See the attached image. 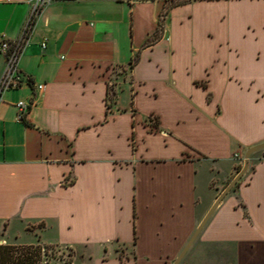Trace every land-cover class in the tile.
Returning <instances> with one entry per match:
<instances>
[{
	"label": "crops",
	"instance_id": "obj_1",
	"mask_svg": "<svg viewBox=\"0 0 264 264\" xmlns=\"http://www.w3.org/2000/svg\"><path fill=\"white\" fill-rule=\"evenodd\" d=\"M175 1L50 0L33 14L0 0V41L30 22L23 81L0 95V241L70 264H172L264 143V0ZM254 163L180 264H264V153Z\"/></svg>",
	"mask_w": 264,
	"mask_h": 264
},
{
	"label": "built area",
	"instance_id": "obj_2",
	"mask_svg": "<svg viewBox=\"0 0 264 264\" xmlns=\"http://www.w3.org/2000/svg\"><path fill=\"white\" fill-rule=\"evenodd\" d=\"M34 2L33 14L37 12L38 7L48 3L50 0H31ZM33 17V16H32ZM32 19V18H31ZM30 30V22L24 29L21 37L13 41H0V55L4 57V70L0 77V95L3 92L16 90L22 83V78L17 70V62L19 54L26 42ZM42 47H45L42 45ZM38 90L42 89V86L37 87ZM18 109V118L23 119L28 104L25 102H18L16 104ZM7 248L10 253V262L8 264H47L49 261L56 260L61 264H70V258L66 253L60 250L56 254H52L49 247L43 244L35 245H7L4 241H0V248ZM60 258H59V256Z\"/></svg>",
	"mask_w": 264,
	"mask_h": 264
},
{
	"label": "water",
	"instance_id": "obj_3",
	"mask_svg": "<svg viewBox=\"0 0 264 264\" xmlns=\"http://www.w3.org/2000/svg\"><path fill=\"white\" fill-rule=\"evenodd\" d=\"M261 150H264V143H261L259 145L253 146L251 148H248L245 150L242 158V166L241 169L236 173V175L231 179V181L227 184V186L219 193V195L215 198L214 202L209 207L208 211L205 213L199 224L197 225L196 229L194 230L193 234L191 235L188 242L185 244L183 249L180 251V253L177 255L175 260L172 264H180L181 260L187 253L188 249L194 242V240L197 238L201 230L204 228L208 220L211 218L217 207L220 205V203L224 200V198L234 189L236 184L241 180V178L245 175V173L248 170L249 163H250V157L254 153H257Z\"/></svg>",
	"mask_w": 264,
	"mask_h": 264
},
{
	"label": "trees",
	"instance_id": "obj_4",
	"mask_svg": "<svg viewBox=\"0 0 264 264\" xmlns=\"http://www.w3.org/2000/svg\"><path fill=\"white\" fill-rule=\"evenodd\" d=\"M182 2H183V0H177V1L173 2V3H171V6L179 5V4H181ZM152 41H153V40H152ZM152 41H149V43H151ZM134 62H135V60H133L132 62H130V63H129V66L132 67L133 64H134ZM107 100L109 101L110 104H112V103L114 102V93L112 92L111 89H109V91H108V94H107ZM262 153H264V150L259 151V152H257V153H254L253 155H251L249 166H250V164L252 165V163L255 164V163H254V159H255V157H257V155L262 154ZM240 169H241V165L237 168L236 173H237ZM252 170H253V166H250V172H251ZM243 178H244V177H242L241 180L236 184V186L234 187V189H236V188L239 186V184H240V182L243 180ZM229 182H230V181H227V182L225 183L223 189L227 186V184H228ZM234 189H232V191H233ZM238 205H239V207L241 208V210L243 211V215H244V217H245V218H248V213H247V210H246L245 206L243 205V203L239 202ZM0 249H1V250H0V252H1V256H0V264H8V262H10V253H9L8 249H6V250H3V248H0ZM49 250H50V252H51V258H53V257H52V254H56V253L59 251V250H58L57 248H55V247H49ZM63 253H64V252H63ZM68 257L71 258V253H70V251H68ZM70 260H71V259H70ZM70 260H69V261H70Z\"/></svg>",
	"mask_w": 264,
	"mask_h": 264
},
{
	"label": "rangeland",
	"instance_id": "obj_5",
	"mask_svg": "<svg viewBox=\"0 0 264 264\" xmlns=\"http://www.w3.org/2000/svg\"><path fill=\"white\" fill-rule=\"evenodd\" d=\"M262 151V150H261ZM241 166H242V162H241ZM249 173H250V166L248 167V170H247V172L245 173V175L243 176L244 178L243 179H247V178H245L246 176H248L249 175ZM234 192H235V189L233 190ZM233 191H231L228 195H227V197H231L232 195H233Z\"/></svg>",
	"mask_w": 264,
	"mask_h": 264
}]
</instances>
